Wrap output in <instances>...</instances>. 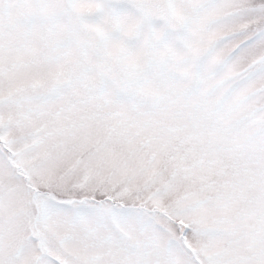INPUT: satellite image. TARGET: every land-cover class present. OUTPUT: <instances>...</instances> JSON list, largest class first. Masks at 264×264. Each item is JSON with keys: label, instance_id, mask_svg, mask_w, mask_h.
I'll use <instances>...</instances> for the list:
<instances>
[{"label": "snow or ice", "instance_id": "1", "mask_svg": "<svg viewBox=\"0 0 264 264\" xmlns=\"http://www.w3.org/2000/svg\"><path fill=\"white\" fill-rule=\"evenodd\" d=\"M0 264H264V0H0Z\"/></svg>", "mask_w": 264, "mask_h": 264}]
</instances>
